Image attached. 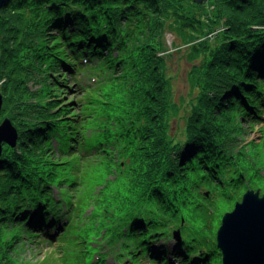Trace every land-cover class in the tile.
I'll use <instances>...</instances> for the list:
<instances>
[{
	"label": "trees",
	"instance_id": "1",
	"mask_svg": "<svg viewBox=\"0 0 264 264\" xmlns=\"http://www.w3.org/2000/svg\"><path fill=\"white\" fill-rule=\"evenodd\" d=\"M167 33L189 49L179 102ZM0 94L18 131L0 157V264L35 239L60 264H221L223 213L264 193V154L241 143L258 127L264 150V0H6Z\"/></svg>",
	"mask_w": 264,
	"mask_h": 264
},
{
	"label": "water",
	"instance_id": "2",
	"mask_svg": "<svg viewBox=\"0 0 264 264\" xmlns=\"http://www.w3.org/2000/svg\"><path fill=\"white\" fill-rule=\"evenodd\" d=\"M6 0H0V7ZM202 2L206 0H195ZM2 97L0 94V109ZM18 131L9 118L0 122V157L3 144L15 146ZM184 223L180 221V225ZM172 239L181 238L180 227L172 229ZM215 246L221 264H264V193L247 189L233 208L223 213L215 231Z\"/></svg>",
	"mask_w": 264,
	"mask_h": 264
},
{
	"label": "rangeland",
	"instance_id": "3",
	"mask_svg": "<svg viewBox=\"0 0 264 264\" xmlns=\"http://www.w3.org/2000/svg\"><path fill=\"white\" fill-rule=\"evenodd\" d=\"M1 8V7H0ZM173 35L170 33L166 34V45L167 50L169 49V53L166 56V76L170 79V86H171V94L173 99L176 102L182 101L183 99L187 98L188 95V87L189 82L187 79V70L189 68V64L185 61V56L188 53L189 49L185 46H182L180 50L175 51L171 50V44L173 45ZM177 44H180V41L177 40ZM175 46V45H173ZM128 66H125V68ZM128 71V70H127ZM126 74V72H125ZM129 74V73H128ZM127 74V76H128ZM60 77V76H59ZM122 79H119V81L115 82L116 85L119 87L117 92L124 95V90L127 88L126 86L123 87L122 85L126 84V82L121 81ZM72 82H67L66 85H68V89L64 90L61 88V92H64L62 101L63 102H73L75 99V95L78 94V92L75 90L76 85L71 84ZM72 105H69V107ZM72 111V110H71ZM173 128L177 131H179L180 127H182L181 120L176 117L172 120ZM179 128V129H178ZM260 131H258V127L256 128H246V131L244 135L241 137V143L243 145L249 146L252 142L254 144L253 148L255 150H258L260 152V156L264 154V150L260 147ZM248 144V145H247ZM252 147V146H251ZM252 149V148H251ZM262 173H264V169L262 170ZM89 175L87 174V177ZM27 242L21 241L17 247V260H20L22 264H60L63 259L60 258L57 260L55 258V254H60V251H62L59 246H55L53 244H41L35 242ZM106 264H116V262L112 259H108Z\"/></svg>",
	"mask_w": 264,
	"mask_h": 264
}]
</instances>
